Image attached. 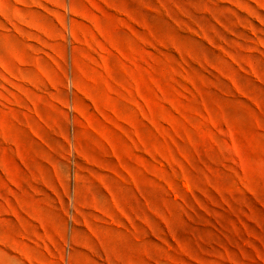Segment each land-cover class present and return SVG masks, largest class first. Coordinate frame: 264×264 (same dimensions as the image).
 Returning a JSON list of instances; mask_svg holds the SVG:
<instances>
[{"label":"rangeland","instance_id":"374dc122","mask_svg":"<svg viewBox=\"0 0 264 264\" xmlns=\"http://www.w3.org/2000/svg\"><path fill=\"white\" fill-rule=\"evenodd\" d=\"M0 264H264V0H0Z\"/></svg>","mask_w":264,"mask_h":264}]
</instances>
